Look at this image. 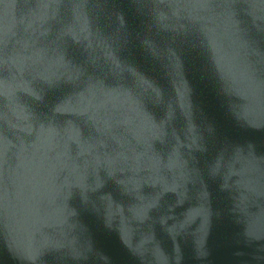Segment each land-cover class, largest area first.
Masks as SVG:
<instances>
[{
	"label": "water",
	"instance_id": "95a60500",
	"mask_svg": "<svg viewBox=\"0 0 264 264\" xmlns=\"http://www.w3.org/2000/svg\"><path fill=\"white\" fill-rule=\"evenodd\" d=\"M0 264H264V0H0Z\"/></svg>",
	"mask_w": 264,
	"mask_h": 264
}]
</instances>
